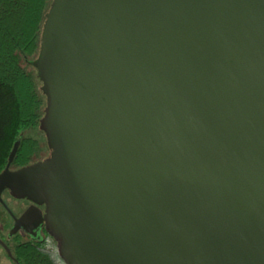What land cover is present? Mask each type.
<instances>
[{
    "label": "water",
    "instance_id": "water-1",
    "mask_svg": "<svg viewBox=\"0 0 264 264\" xmlns=\"http://www.w3.org/2000/svg\"><path fill=\"white\" fill-rule=\"evenodd\" d=\"M46 18L51 156L11 170L15 144L0 203L36 205L10 236L44 224L65 264H264V0H53Z\"/></svg>",
    "mask_w": 264,
    "mask_h": 264
},
{
    "label": "trees",
    "instance_id": "trees-1",
    "mask_svg": "<svg viewBox=\"0 0 264 264\" xmlns=\"http://www.w3.org/2000/svg\"><path fill=\"white\" fill-rule=\"evenodd\" d=\"M52 2L0 0V174L7 168L18 141L21 146L11 168L34 164L40 149V142L26 133L40 129L48 99L40 76L35 77L25 64L33 65L40 56ZM13 241V254L19 264H60L57 243L49 235L43 242Z\"/></svg>",
    "mask_w": 264,
    "mask_h": 264
},
{
    "label": "rangeland",
    "instance_id": "rangeland-1",
    "mask_svg": "<svg viewBox=\"0 0 264 264\" xmlns=\"http://www.w3.org/2000/svg\"><path fill=\"white\" fill-rule=\"evenodd\" d=\"M33 64V63H32ZM26 67L32 71V73L35 75V77H39L36 66L33 65H27ZM41 85V83H40ZM43 85H41L42 88ZM26 136L32 137L34 139H37L40 142V149L37 152L36 156L33 159V162L37 163L40 161H43L46 157L50 155V149L49 144L47 141V137L45 133L39 129L30 130L26 133ZM16 169V168H12ZM5 203L8 205V207L12 210V212L15 215H19L24 206H23V200H17L13 196L5 195L4 196ZM0 205V239L9 244L10 246H14L15 241H10V233L11 228L13 226V215L6 206V204ZM17 241H25V236H18L16 237ZM60 257V256H59ZM60 264H65L61 258L58 259ZM0 264H19L16 260V258L10 253V251L7 249V247L0 242Z\"/></svg>",
    "mask_w": 264,
    "mask_h": 264
},
{
    "label": "flooded vegetation",
    "instance_id": "flooded-vegetation-1",
    "mask_svg": "<svg viewBox=\"0 0 264 264\" xmlns=\"http://www.w3.org/2000/svg\"><path fill=\"white\" fill-rule=\"evenodd\" d=\"M45 133V132H44ZM46 135V134H45ZM47 137V136H46ZM48 141V140H47ZM50 149V148H49ZM51 156V150H50V155L48 157H46L44 160L48 159L49 157ZM11 170H17V169H12ZM5 195H9V196H12L11 195V192L9 190H6L3 192L2 196H3V200H4V196ZM18 200V199H17ZM5 202V200H4ZM0 205H4V203H0ZM36 204L33 203L32 201H29V200H23V210L22 212L19 214V215H14L13 217V226L11 228V230L13 229L14 225H15V217L16 218H19L21 217L30 207L32 206H35ZM43 213L45 214V211H46V207L45 206H40L39 207ZM36 221H31L30 224H29V228L31 230V226L34 225ZM35 232L37 233L36 236L32 235L30 232H28L27 230L25 229H22L20 232H18L15 236L13 237H10V241L13 240L14 238L18 237V236H25L26 237V240L25 241H30V240H33V241H39V242H43L45 241V239L48 238V233L45 229V225L42 224L37 230H35ZM18 262V261H17Z\"/></svg>",
    "mask_w": 264,
    "mask_h": 264
}]
</instances>
